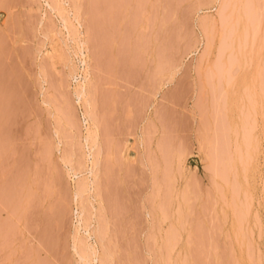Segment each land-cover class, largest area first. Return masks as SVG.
Wrapping results in <instances>:
<instances>
[{
  "label": "rangeland",
  "instance_id": "rangeland-1",
  "mask_svg": "<svg viewBox=\"0 0 264 264\" xmlns=\"http://www.w3.org/2000/svg\"><path fill=\"white\" fill-rule=\"evenodd\" d=\"M86 227L110 264H264V0H0V264H94Z\"/></svg>",
  "mask_w": 264,
  "mask_h": 264
},
{
  "label": "bare ground",
  "instance_id": "bare-ground-1",
  "mask_svg": "<svg viewBox=\"0 0 264 264\" xmlns=\"http://www.w3.org/2000/svg\"><path fill=\"white\" fill-rule=\"evenodd\" d=\"M232 1V0H231ZM235 3V2H234ZM236 4V3H235ZM234 5V4H233ZM59 6V5H58ZM235 8V7H234ZM220 9V8H219ZM222 10V9H221ZM60 11V10H59ZM219 12H220V10H219ZM222 12V11H221ZM251 12V11H250ZM246 13V12H245ZM222 14H224V13H222ZM217 16H218V14H217ZM249 16H251V15H249ZM212 17V16H211ZM222 17V16H221ZM220 17V18H221ZM225 17V16H224ZM229 17V16H228ZM245 17V16H244ZM252 17V16H251ZM219 19V18H218ZM221 20H222V18H221ZM251 19H249V21H250ZM223 21H224V19H223ZM214 22V21H213ZM245 22V21H244ZM228 23V22H227ZM206 24V23H205ZM211 24V23H210ZM214 25V24H213ZM245 25V24H244ZM216 26V25H215ZM247 26V25H246ZM204 27V26H203ZM213 28V27H212ZM243 30V29H242ZM248 30V29H247ZM252 30V29H251ZM255 30V29H254ZM242 33V32H241ZM246 33V32H245ZM253 33V32H252ZM251 33V34H252ZM238 34V33H237ZM253 34H255V31H254V33ZM255 36V35H254ZM253 37V36H252ZM207 47V46H206ZM85 61V60H84ZM74 68V67H73ZM86 72V71H85ZM88 74V73H87ZM90 75V74H89ZM89 75H86V76H82L83 78V81L82 80H80L81 81V83H78L79 85L77 86V89H76V95H77V99L79 100L78 102L79 103H82V105H84V109L86 110L85 111V113L87 114V116H88V122H91L92 123V125L96 128V126L98 127V125H97V123H95V120L93 119V117H92V113H91V111H90V105H91V103H92V100L94 99H92L91 100V97L89 96V93H91V95H93V92H91L90 91V87H89V85L91 86V87H93L91 84H90V80H89ZM93 79V78H92ZM93 84V83H92ZM91 89H93V88H91ZM90 91V92H89ZM93 97V96H92ZM95 103V102H94ZM80 105V104H79ZM94 106V105H93ZM94 113V112H93ZM95 114V113H94ZM86 116V115H85ZM87 119V118H86ZM98 122V121H97ZM91 125V124H90ZM95 128H94V131L92 132L91 131V129H93V128H91L90 129V134H88V137L86 138V141H87V145H92L91 146V148H92V150H93V142H95V141H91V139L92 138H94V133H95ZM99 128V127H98ZM96 136V135H95ZM95 140V139H94ZM98 142V141H97ZM90 145H89V147L88 148H90ZM91 148H90V155L92 154V152H91ZM97 152V151H96ZM95 154V153H94ZM93 154V155H94ZM94 156H96V155H94ZM93 157V156H92ZM210 157V156H209ZM209 157H208V159H209ZM97 158V157H96ZM207 158V157H206ZM96 160L97 159H93L92 160V169H91V171H90V173H91V175H92V177H93V181L92 182H89V183H81V182H79V183H81V184H79V183H77V184H79V185H76V186H78L77 187V191H76V197L78 198V197H80L81 196V194L84 192V191H87V189H88V187H89V185H94L95 183H96V179H97V175L98 174H96V169H95V166H97L98 164H96ZM212 162V161H211ZM98 163V162H97ZM90 167V166H89ZM97 168V167H96ZM98 169V168H97ZM75 175V174H74ZM80 178V177H79ZM79 178H78V180H79ZM84 180V179H83ZM98 180H99V178H98ZM79 181H81V180H79ZM78 182V181H77ZM99 183V182H98ZM96 186V185H95ZM98 190L99 189H97V187H93V196H94V199H96V198H98ZM88 192V191H87ZM91 192V191H90ZM100 192V191H99ZM86 192H84V194H85ZM83 194V195H84ZM84 198V197H83ZM83 200V199H82ZM82 200H81V202H82ZM99 200V199H98ZM83 202H84V200H83ZM83 205V204H82ZM81 206V205H80ZM87 207V206H86ZM86 207H84V208H86ZM82 208V207H81ZM80 208V209H81ZM87 209V208H86ZM85 212V211H84ZM88 212V211H87ZM86 214V213H85ZM82 215H83V213H82ZM79 217V216H78ZM80 218V217H79ZM84 218H86V217H84ZM85 221H86V219H84ZM89 222V221H88ZM88 222H87V225H88ZM91 223V222H90ZM84 225H86V224H84ZM98 225V224H97ZM91 227V226H90ZM96 227V226H95ZM88 228V229H87ZM98 228L99 227H97L96 229L97 230H94L93 232H92V230H89V227H86L85 229H87L86 231V234H88V238L90 239V240H92V238L94 237V239H95V242L94 243H89L87 240L85 241L84 239V241L83 240H80V239H82V238H80V239H76V241L74 240V246H75V248L77 249V253L78 252H80V254L78 253V255H80L81 256V260L83 259L84 260V262L85 263H87L86 261H90V259L93 257V261L92 262H94V264L95 263H97V264H110L109 262L108 263H106L105 261H107V260H104V256H103V253H101V248H100V250H99V248H98V244L99 243H101V245H102V242L101 241H103L102 240V238H104L103 236L101 237L100 235H99V233H102L101 232V229H100V232L98 231ZM95 229V228H94ZM96 231H98V232H96ZM79 237V236H78ZM84 237H86V236H84ZM86 239H87V237H86ZM88 239V240H89ZM89 240V241H90ZM103 246V245H102ZM105 246V245H104ZM82 247H83V249H84V252H81V251H79V249L81 248V250H82ZM75 249V250H76ZM83 251V250H82ZM104 252V251H103ZM105 253V252H104ZM106 254V253H105ZM105 259H107V258H105ZM91 262V261H90ZM90 262H89V264H90ZM88 264V263H87Z\"/></svg>",
  "mask_w": 264,
  "mask_h": 264
}]
</instances>
